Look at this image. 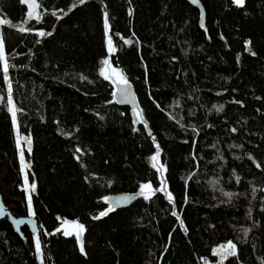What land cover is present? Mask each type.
I'll return each mask as SVG.
<instances>
[{
  "label": "trees",
  "instance_id": "obj_1",
  "mask_svg": "<svg viewBox=\"0 0 264 264\" xmlns=\"http://www.w3.org/2000/svg\"><path fill=\"white\" fill-rule=\"evenodd\" d=\"M200 1L204 25L187 0H36L39 19L0 0V194L25 216L29 191L38 228L23 240L0 219V264H204L229 241L222 264H264V0ZM104 60L136 107L114 99ZM119 192L135 199L101 216Z\"/></svg>",
  "mask_w": 264,
  "mask_h": 264
},
{
  "label": "snow or ice",
  "instance_id": "obj_2",
  "mask_svg": "<svg viewBox=\"0 0 264 264\" xmlns=\"http://www.w3.org/2000/svg\"><path fill=\"white\" fill-rule=\"evenodd\" d=\"M22 2H24V0H22ZM84 2H85V0H78L79 4H83ZM234 2L236 4H238V5H242L244 0H234ZM37 7H38V4L36 3V0H29V2H28V8H29L28 18L29 19H31L34 15L36 16L37 19H39V16L36 15V13H35V9ZM6 22L7 21L0 20V23H6ZM104 23H105V29H106V32H107L108 27H109L107 12H105ZM20 31L23 32V31H25V29L23 27H20ZM40 35L43 36V35H45V33L41 32ZM108 49H109V52H113L115 50L113 48V46H112L111 37H109V39H108ZM0 62H3V71L5 73V80H7V72H8V68L10 66L8 65V63L6 61V58H5V55H4V47H3V43L2 42H0ZM103 64L105 66H107L109 64V61L108 60H104ZM112 73L118 77V80H117L118 84H123V85L127 86V80L122 76V74L116 73L115 69H112ZM101 75H104L105 79L109 78V76L106 73L105 69L101 70ZM120 95L122 97L121 102H126L127 98L130 96V92L128 91L127 87H125L123 89H120ZM8 104H9V111L12 113L13 123L15 124L17 109L15 108V106L13 104L12 87H11L10 83L8 84ZM222 107L223 106L221 105L217 110L219 111L220 109H222ZM136 116H137V121H141V122L143 121V115H142V113L140 111L137 110ZM18 144H19V141H18ZM77 151H79V149H77ZM159 155H160L159 146H157V152L151 158L152 161H153V167H156L157 164L159 163ZM21 159L23 160V156L21 157ZM257 166H259V165H257ZM158 170L163 172V165H161ZM238 179H239V177H237V180ZM26 183H27V180H26ZM34 190H35V184L33 183L31 185L30 191H34ZM157 191H166V184H162L161 188L157 189ZM139 194L143 195L145 197V199H148L153 194L151 185L150 184L142 185L141 186V192ZM226 195H231V194L230 193H226ZM167 196H168L169 201L171 202L172 199H173L171 193H167ZM124 199H126V198H124ZM120 202L121 201H119V200L117 201V203H120ZM113 210H114V208L112 206H110L106 212H102L100 215L101 216L107 215V212H110V211H113ZM4 212H5V210H4L3 206H0V215H3ZM29 215L30 216L32 215L31 197H29ZM173 215H176V213L174 212ZM97 218H99V217H97ZM22 222L23 221H19V220L15 221V223H17V224L22 223ZM67 223L68 222L65 221V224H67ZM181 224H182V221H181ZM72 227H74L75 229L78 230V235H79V233L83 232V226L82 225L73 224ZM70 234H71L70 232L65 231V235H70ZM36 246H37V251H39V249H40L39 240H37V245ZM229 249L231 251H228ZM81 251L83 252V247H81ZM214 254H223L222 255V259H221V264H222L223 259L226 258L227 255H235V245L231 241H229L227 245H222L220 249L214 250Z\"/></svg>",
  "mask_w": 264,
  "mask_h": 264
},
{
  "label": "water",
  "instance_id": "obj_3",
  "mask_svg": "<svg viewBox=\"0 0 264 264\" xmlns=\"http://www.w3.org/2000/svg\"><path fill=\"white\" fill-rule=\"evenodd\" d=\"M191 5L196 6L197 8H199L200 11V23L202 25H204V21H205V10L204 7L201 3L200 0H187ZM127 87L128 91L130 92V96L127 98L126 102H121L122 97L120 95V89H123ZM114 99L120 103V104H128L130 106H137V102L135 99V93L133 88L127 83V86L125 85H116L115 90H114ZM27 147H29V145L27 144ZM126 198V199H124ZM135 199V194L133 192H119L116 194H112L110 196L107 197V203L112 206L113 208H123L128 206L133 200ZM121 201L120 203H117V201ZM0 206H3L5 212L3 215H0V219L6 217V219L8 220V222L11 223V225L13 226V229L15 230V232H17L19 234V236L23 239L26 240V236L24 235L23 231L21 230V228L23 226H27L28 229L32 232V233H36L38 231L37 228V224H36V220L34 218L33 215H29L26 214L25 216H14L11 214V212L5 207L3 199H2V195L0 194ZM23 221L22 223H15V221ZM79 237H81V235H79Z\"/></svg>",
  "mask_w": 264,
  "mask_h": 264
},
{
  "label": "rangeland",
  "instance_id": "obj_4",
  "mask_svg": "<svg viewBox=\"0 0 264 264\" xmlns=\"http://www.w3.org/2000/svg\"><path fill=\"white\" fill-rule=\"evenodd\" d=\"M0 42H1V39H0ZM102 69L106 70V73L109 76L108 79H110V80L114 79L117 82L118 77L112 73V69H115L114 67H111V66H108V65L105 66L104 64H102V66L99 69L100 73H101ZM115 70H116V73H120L121 74V72L118 69H115ZM102 76H104V75H102ZM6 86H7V89H8V85H6ZM7 94H8V92H7ZM16 140H17V144H18V141H19L18 154H19L20 160H21V169H22V173H23L24 186H25L26 190H30L29 184L26 183V166H27V163H26L24 157H23V160L21 159V157L23 156V146H24V144L22 143V140L19 138V136L16 137ZM142 185H144V184H142ZM140 189H141V187H140ZM29 197H30V192L26 191L28 212H29ZM31 210H32V205H31ZM67 222H68L67 224H65V222L64 223L62 222L63 225L61 224V226H60V230L62 231V233L65 234V231H68L71 234H74V235L78 236V230L75 229L74 227H72V225L73 224H79V223L77 221H67ZM79 234H81V233H79ZM33 241H34V244L36 246L37 245V237L34 236V235H33ZM227 244H228V242L220 243V244H217V245L213 246V248L211 250L212 254H214V250L220 249L222 245H227ZM235 250H236V248H235ZM228 251H231V250L229 249ZM214 255H215V260L214 261H210L208 259H204L203 260L204 264H220L223 254H214ZM227 256H229V255H227ZM38 259L41 261V254H40L39 251H38Z\"/></svg>",
  "mask_w": 264,
  "mask_h": 264
}]
</instances>
